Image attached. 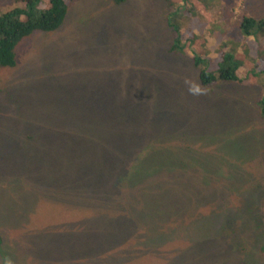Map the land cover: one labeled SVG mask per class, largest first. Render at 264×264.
<instances>
[{
  "label": "rangeland",
  "instance_id": "374dc122",
  "mask_svg": "<svg viewBox=\"0 0 264 264\" xmlns=\"http://www.w3.org/2000/svg\"><path fill=\"white\" fill-rule=\"evenodd\" d=\"M66 2L0 69V264H264V0Z\"/></svg>",
  "mask_w": 264,
  "mask_h": 264
},
{
  "label": "trees",
  "instance_id": "16d2710c",
  "mask_svg": "<svg viewBox=\"0 0 264 264\" xmlns=\"http://www.w3.org/2000/svg\"><path fill=\"white\" fill-rule=\"evenodd\" d=\"M41 5L42 0H16L15 4L0 7V69L13 68L16 65V48L22 40L36 31H55L63 24L68 8L66 0H48L44 7ZM184 19L189 21L186 17ZM239 23L240 31L245 37L253 38L259 33L264 34V16L257 19L242 14ZM224 25L225 22H223ZM211 28H216L215 23H211ZM181 41V38L175 37L170 52L187 55L189 50ZM228 47L229 45L224 49H228ZM239 51L242 52V50ZM220 56L217 70L210 72L206 71V68L200 67V60L192 57L201 84L207 86L219 81L243 82L238 77V65L231 60L232 56L227 52H221ZM261 105L263 106L264 102H261ZM261 112L264 114V107ZM109 164L114 163L109 162Z\"/></svg>",
  "mask_w": 264,
  "mask_h": 264
}]
</instances>
